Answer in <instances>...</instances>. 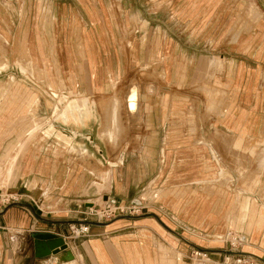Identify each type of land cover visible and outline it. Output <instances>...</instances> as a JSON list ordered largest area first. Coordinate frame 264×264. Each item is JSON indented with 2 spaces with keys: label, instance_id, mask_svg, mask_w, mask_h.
Wrapping results in <instances>:
<instances>
[{
  "label": "crops",
  "instance_id": "1",
  "mask_svg": "<svg viewBox=\"0 0 264 264\" xmlns=\"http://www.w3.org/2000/svg\"><path fill=\"white\" fill-rule=\"evenodd\" d=\"M46 1L53 13L59 4L58 18L52 13L47 26L35 27L31 8L10 33L18 78L0 68V181L21 198L0 204V264H194V252L234 226L251 240L240 255L264 263L261 26L225 30L223 51L212 48L202 56L207 72L184 76L185 34L169 33L167 15L114 13V6H129L124 0ZM5 22L0 15V48L8 40ZM54 22L64 25L60 31L52 30ZM77 22L87 24L82 41L68 33ZM120 22L135 26L120 31ZM121 39H130L126 52ZM17 61L30 63L37 74L46 71L51 87L63 94L74 90L69 96L82 103L73 105L74 113L57 115L55 98L38 89L45 81L23 77ZM152 61L159 63L154 79L123 78L127 66ZM104 102L110 103L106 113L98 107ZM92 188L105 204L135 203L142 212L91 223L89 236L73 238L70 225L83 218L67 210L89 203L83 197ZM59 237L66 249L37 255ZM67 251L72 256L62 258Z\"/></svg>",
  "mask_w": 264,
  "mask_h": 264
},
{
  "label": "rangeland",
  "instance_id": "2",
  "mask_svg": "<svg viewBox=\"0 0 264 264\" xmlns=\"http://www.w3.org/2000/svg\"><path fill=\"white\" fill-rule=\"evenodd\" d=\"M241 1H244V4H242V6H240L241 8L239 9L238 5ZM126 2L129 4L128 7L119 5L118 9H116V6H114V13H116L117 10L118 13L143 14L144 16L153 18H159L161 15H167L168 20L166 26L169 33L174 34L177 31L184 32V38L180 40L183 42L184 47V76H186V74L191 75V73H194V71H196V74L199 75L205 74L207 72V63L206 60H204L203 62L202 56H204L207 52H213L212 48L217 49L216 53H219L218 50L223 51L222 49L224 48L226 41V39L224 38L225 30H230L232 34L235 33L234 31L253 32L259 25L261 26L260 30H264V0H124V3ZM48 3L49 2H47L46 0H38V2L36 1V3L34 2L32 4L29 0H0V15L2 16V18L6 19L4 25L7 27V30H9L7 43H5L3 40V43L5 44L3 45V47L1 46L2 48H0V54H2L0 55L2 58L1 60H5L0 61V68H8V75H12L11 78L13 81H15L18 76L15 74V68L12 67V65L15 66V40H13V36H11L10 33H12V35H15L16 26L18 23L17 20H19L21 16V18H25L26 12L29 13L31 8V10L34 11V18L33 16H31L32 24L35 27H41L45 25L47 26L48 23H44L45 18L47 15L53 13V6ZM252 3L254 6L253 8ZM49 10L50 12L48 13ZM59 11V4L56 3L53 13L56 18H58ZM132 23L133 22H120L116 24L117 30L126 32L131 31L133 29L132 27L135 26V24ZM154 24L158 25L159 21H156ZM62 25L63 24L59 22L50 23L52 30L56 31H60ZM70 25L72 26V29H68V33L70 32L72 37L74 33H77V36H80V40L82 41L84 39L83 32L85 31L87 24L84 22H77L71 23ZM9 36L11 39H9ZM120 41L121 46L125 44V46L123 47V51L126 52V47L130 44V39H121ZM233 41H235V39H233ZM173 46L174 47L172 49H170L169 46L167 54V77L169 79L174 78V66L176 62L175 45ZM17 62L20 64L21 72L24 74L23 77L36 80V82H40L41 84L45 81V84H47V86L42 85L37 88L41 92H43V95L48 96V94L50 93V96L55 98V103L51 105L53 107L54 113L57 112V115L67 113L68 110L71 113H74L75 109H73V105L75 106L79 105L78 103H82V101L78 100L77 97H73L74 95H76L74 90H71L73 91V96H69V92L71 91L65 92V94H63L62 92H64V90L59 92L55 90L54 87H51L49 84L50 76L48 75V73H46V71H40L41 73L37 74V72L33 70L32 66L29 65L30 63H23L22 61ZM157 62H159L158 59ZM161 62H164V60H162ZM158 65L159 63L152 61L151 66H145L143 64L137 66L136 69L127 66L126 68H124V73H122V76L123 78L125 76H128L131 79H133V77H136L134 78V80L137 79L142 83V81L155 78V74L158 73L156 67ZM130 68L132 71L129 70ZM160 75L164 76L163 71L162 73H160ZM206 83H208V80L206 81ZM210 85H212V83H210ZM11 89L13 88H8V90ZM199 89L202 88L200 87ZM168 90L174 92V89H171L170 87L168 88ZM203 95L205 96V99H208V95L206 93H204ZM93 99L95 100V97H93ZM223 104L224 101L222 105ZM98 105L100 112L106 113L110 110V103L104 102L98 103ZM46 120L47 119L43 121L42 119H40L39 122L40 124H43V126H47ZM7 183L8 181H6L5 179L0 181V185L2 184V189L0 190V200L3 199L5 201L4 203L0 202L2 206L4 204L11 203L12 201L21 199H17L18 197H20L19 193L17 194L16 192L11 191V188L5 187ZM93 190L94 189L92 188L89 196L86 195V197H83V199L91 198L89 203L86 204L83 201H79L77 202L76 206L68 208L67 211H70V214H77L78 218H83L84 215L80 211H84L89 207L95 205L97 207L105 205V203L102 201V198L99 200L100 195L97 196V194H95ZM8 198H10L9 201ZM71 209L73 211L75 209L78 211H74L73 213ZM67 218L72 217L70 215ZM243 235L245 234L240 233L239 230H237V228L234 226L233 229H230L228 233H225L223 235L224 237L217 240L213 238L211 246H206L204 247L205 249L202 248V250H200V254L194 252L195 255L194 257H192L190 252V256L192 257L194 264H264L251 254L247 253V256H245L246 254L240 255L242 254L240 252L244 251V249L250 244L249 242H251L248 236L244 239L242 237Z\"/></svg>",
  "mask_w": 264,
  "mask_h": 264
},
{
  "label": "built area",
  "instance_id": "3",
  "mask_svg": "<svg viewBox=\"0 0 264 264\" xmlns=\"http://www.w3.org/2000/svg\"><path fill=\"white\" fill-rule=\"evenodd\" d=\"M10 198H8L9 201ZM0 202H5L3 199ZM142 206L139 204H117L114 202H108L103 206L97 207L91 206L84 211H80L84 216L82 221L74 222L70 225V236L73 238H80L89 236L91 234L92 224L91 220L97 221H109L117 216L121 215H138L142 212ZM200 254V251L197 252Z\"/></svg>",
  "mask_w": 264,
  "mask_h": 264
},
{
  "label": "water",
  "instance_id": "4",
  "mask_svg": "<svg viewBox=\"0 0 264 264\" xmlns=\"http://www.w3.org/2000/svg\"><path fill=\"white\" fill-rule=\"evenodd\" d=\"M91 223L92 224H100V225L105 224L102 222H91ZM66 248H67V244H66L65 240L62 237H59V238L47 240L46 245H43V249L40 250V252H38L37 255L38 256H46V255H49L51 253H57L61 249H66Z\"/></svg>",
  "mask_w": 264,
  "mask_h": 264
},
{
  "label": "bare ground",
  "instance_id": "5",
  "mask_svg": "<svg viewBox=\"0 0 264 264\" xmlns=\"http://www.w3.org/2000/svg\"><path fill=\"white\" fill-rule=\"evenodd\" d=\"M70 256H72V251H67L62 258H68Z\"/></svg>",
  "mask_w": 264,
  "mask_h": 264
}]
</instances>
